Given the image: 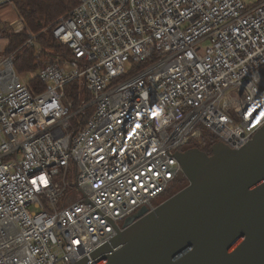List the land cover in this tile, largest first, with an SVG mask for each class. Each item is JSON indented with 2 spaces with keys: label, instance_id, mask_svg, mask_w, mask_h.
I'll return each mask as SVG.
<instances>
[{
  "label": "built area",
  "instance_id": "1",
  "mask_svg": "<svg viewBox=\"0 0 264 264\" xmlns=\"http://www.w3.org/2000/svg\"><path fill=\"white\" fill-rule=\"evenodd\" d=\"M51 34L71 57L33 74L40 92L0 59V264H73L117 234L106 216L121 231L162 202L174 151L264 124V0H78ZM74 80L91 98L70 110Z\"/></svg>",
  "mask_w": 264,
  "mask_h": 264
},
{
  "label": "water",
  "instance_id": "2",
  "mask_svg": "<svg viewBox=\"0 0 264 264\" xmlns=\"http://www.w3.org/2000/svg\"><path fill=\"white\" fill-rule=\"evenodd\" d=\"M172 153L186 186L73 264H264V124L240 148ZM70 264V262H69Z\"/></svg>",
  "mask_w": 264,
  "mask_h": 264
},
{
  "label": "trees",
  "instance_id": "3",
  "mask_svg": "<svg viewBox=\"0 0 264 264\" xmlns=\"http://www.w3.org/2000/svg\"><path fill=\"white\" fill-rule=\"evenodd\" d=\"M78 0H14L13 4L18 17L23 21L26 29L23 32L7 35L6 51L13 52L21 45H24L29 38L28 33L34 35L33 44L24 47L13 59V68L16 72H36L47 63H63L71 57L69 49L54 39L51 34L53 24L69 10L75 7ZM28 87L32 92L37 93L43 90L36 77L29 79ZM91 98L89 92L82 85L80 80H74L64 87L62 102L76 110L82 104L88 103ZM93 106H87L77 113L71 120V125L76 129L83 126L91 115ZM216 137L208 130H204L197 139H191L182 149L197 148L208 156L212 154V145ZM186 179L182 173L172 182L166 191L160 196V201L165 200L174 194L177 188L180 190L186 186Z\"/></svg>",
  "mask_w": 264,
  "mask_h": 264
},
{
  "label": "rangeland",
  "instance_id": "4",
  "mask_svg": "<svg viewBox=\"0 0 264 264\" xmlns=\"http://www.w3.org/2000/svg\"><path fill=\"white\" fill-rule=\"evenodd\" d=\"M242 1L244 2L245 5H249V4L255 3L257 0H242ZM12 4H13V1L0 4V59L4 58V57H10V56H12L14 59V57L18 53H21V51L25 47L24 45H21L17 50H15L13 52H7L6 48H5L6 44H7V38H6L7 35H12L15 33L23 32L26 29L23 21H22V23L24 26L18 32H14V33L9 32L4 28L11 23L16 25V23L19 19L15 8L12 7ZM16 73L18 74L20 80L24 83H27V84L29 82V79L31 77H33V74H34V72H32V73H30V72H16ZM72 176H73V172L69 171L68 179L72 178ZM57 179H59V177H57ZM186 182L188 183L187 179H186ZM187 183H186V185H187ZM177 190H179V189L177 188Z\"/></svg>",
  "mask_w": 264,
  "mask_h": 264
},
{
  "label": "flooded vegetation",
  "instance_id": "5",
  "mask_svg": "<svg viewBox=\"0 0 264 264\" xmlns=\"http://www.w3.org/2000/svg\"><path fill=\"white\" fill-rule=\"evenodd\" d=\"M183 151H185V150H182L181 152H183Z\"/></svg>",
  "mask_w": 264,
  "mask_h": 264
}]
</instances>
